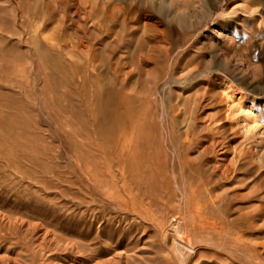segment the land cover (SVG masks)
I'll use <instances>...</instances> for the list:
<instances>
[{"label":"rangeland","instance_id":"obj_1","mask_svg":"<svg viewBox=\"0 0 264 264\" xmlns=\"http://www.w3.org/2000/svg\"><path fill=\"white\" fill-rule=\"evenodd\" d=\"M0 264H264V0H0Z\"/></svg>","mask_w":264,"mask_h":264}]
</instances>
